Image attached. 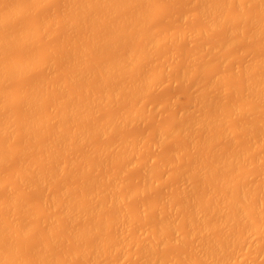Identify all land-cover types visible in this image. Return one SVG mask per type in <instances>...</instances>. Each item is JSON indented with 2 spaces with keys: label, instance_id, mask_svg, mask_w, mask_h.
I'll list each match as a JSON object with an SVG mask.
<instances>
[{
  "label": "rangeland",
  "instance_id": "1",
  "mask_svg": "<svg viewBox=\"0 0 264 264\" xmlns=\"http://www.w3.org/2000/svg\"><path fill=\"white\" fill-rule=\"evenodd\" d=\"M85 1L0 0V19H2L0 29L4 27L0 31L1 34L11 31L14 32L13 36L15 37V32H19L24 27L29 28L26 33L29 36V42L20 41L18 36L16 38L19 40L12 38V40L14 39L11 40L13 43L10 42L13 45L7 44L8 46L3 48L5 51L0 52L2 54L0 55V63L3 62L4 65L7 62L12 63L14 60L17 62V60L30 57L34 59L23 74H15L7 80L4 79V82L1 81L6 91L4 93L2 90V93L6 95L4 96L8 103L3 104L6 111L0 110V121L3 122L9 114L7 118L10 119L12 116L10 122L13 123H10L12 128L7 126L4 127L5 130H2L1 128H3V124L7 123V120L0 127L4 133L6 128L12 129V133L9 132L10 135L0 134V147L2 148V145L7 146L3 147L6 155L0 159V246L4 245L5 248L8 245L6 249L11 246L10 250L4 249V251H8L6 254H9L13 246L12 254H10L11 263L41 264V260L44 259L45 264H47L46 262L48 264H211L213 260L216 261L220 258H218V252L220 253L222 250L213 256L215 250H212L211 255L207 252L209 247L213 248V243L218 246V248L215 246L218 250L222 244H225L226 238L230 236L227 239L229 244L225 247L232 246V248L230 247V250L226 251L228 254L222 253L224 255L223 264H264V201L262 202L264 200V86L259 87L260 84L264 85V23H262L264 22V0H244V4L239 3L241 6L236 5L237 1L221 0L222 3L217 5V8L212 6L213 9L211 10L210 6L208 7L210 13L201 3L203 1L205 4L212 1V3H216L214 0H124L126 4L118 5L119 9L118 6L113 11V8H109L112 13L108 12L109 9L106 8L109 0L105 1L106 5H102V8H99V5L95 6V2L94 5ZM88 1L90 2V0ZM115 1L118 3V0L113 2ZM219 1L217 0V4ZM82 2L87 3V6L88 4L91 5L89 12L86 8H82L84 6ZM20 3H22V7L26 4L30 5L29 9L25 12L26 14L19 13L20 15H14V17L11 13L14 10H19ZM75 4L77 5L75 6ZM205 4L206 7L209 5ZM93 5L94 7H92ZM95 7L97 9L93 10L92 8ZM203 8L204 10L207 9V11L205 10L207 15H202ZM83 9L85 10L83 11ZM199 9H202V12ZM77 11L78 15L83 11L85 16L82 15L77 18L75 14ZM85 11L88 12L87 15ZM109 13L114 15L109 17ZM73 14L75 18L72 17ZM119 14L121 15L119 16ZM216 14L223 17L213 28L204 30L206 25L210 23L209 20L212 17L216 18ZM7 15H11V17ZM119 17L120 19H118ZM97 21L100 23L98 24ZM210 21H214V19L212 18ZM132 22L133 25H131ZM119 25L123 27V30L120 29ZM115 28L120 29V33L122 32L121 36L119 34V38L121 37L118 38L119 40ZM113 30L116 33V39L115 33H111ZM117 32L119 33V31ZM112 34L113 39L118 40L115 41L116 43H111L109 40H106L105 43L102 40L103 44H100L102 38L107 37L106 39H108L109 36L110 39ZM8 41L5 42L8 43ZM147 42L149 44L152 42L151 46H148ZM139 48L142 49V52L144 51L143 54ZM122 50L125 51L122 52ZM126 50H132L135 53L139 50L142 54V56L140 55L141 59L138 60L139 58H137L140 54L138 52L135 56H133V52L132 56L135 58L130 59L131 54L128 56ZM124 53L129 59L124 57ZM119 56H123L127 60L122 58L119 61L123 66L121 64L118 66L119 63H117L116 67V61L113 60ZM107 60H110V63L111 61L114 62L115 71H120L113 74V69H108L105 72L103 69L108 65ZM102 61L106 62L105 68L102 66L103 69L102 67L99 69L98 63ZM135 64H138L137 67ZM93 68L95 70H92ZM101 72L103 73L101 74ZM88 74L90 77L87 76ZM102 79H105L104 82ZM252 83L256 85L253 86ZM246 84L252 86L248 91L256 87L258 92L253 89L255 93L251 91L254 94L248 95ZM39 85L41 87H38ZM245 85L247 86L246 90ZM208 89L209 91H207ZM107 92L109 93L107 94ZM37 94H40L38 99ZM33 96L35 97L33 98ZM96 97H99L98 102H96ZM99 99L104 104L99 103ZM54 102L55 104H53ZM29 103L34 104L30 107ZM26 104L28 105L25 106ZM69 106L75 108L72 112L66 113L70 108ZM27 107H30L33 112L29 113ZM220 110H224V113H221ZM88 111L89 113H87ZM129 112H132V115ZM212 113L218 117L220 113L222 114L223 119L221 116L219 119L221 118L224 122L220 124L221 120L219 125L225 127L213 122L218 118L217 116L214 120L210 119L212 120L210 122L202 118L205 115L212 116ZM41 117L45 119L41 120ZM82 117L86 119L83 120ZM36 118L40 120L39 124L36 123ZM195 118L197 120H194ZM201 119L206 121V124L209 123L207 127L205 126L208 130L204 127L208 133L204 132L203 127H199L202 131L197 129L198 125H206ZM109 121L113 126L108 124ZM189 122L194 125L190 126ZM106 123L110 127L107 128L106 126L104 129ZM183 123H185L184 126ZM36 124L39 127L37 129L35 128ZM179 124L182 125V128H178L182 131L177 133ZM60 125L61 133L58 132L61 136L57 139L55 133ZM237 125L239 126L237 127ZM26 128H29L28 132ZM185 128L187 130L184 132L183 129ZM80 129L89 130V134L85 130L88 134H86L87 137H85L86 135L77 137L78 134L76 133ZM72 132L74 133L72 134ZM205 133L208 135L205 136ZM63 147L66 149L64 150ZM235 151L237 153L239 151V156ZM229 153H235L237 155V157L234 156L236 160L232 156L235 154ZM227 154L231 155L230 163H228L229 155L227 156ZM219 155L227 156H225L226 160L220 159L227 161L226 165L219 163V158H221ZM213 161H215V165L211 163ZM104 162L105 164H103ZM220 164L223 167L220 168ZM59 167L60 169H58ZM208 172L212 173V176ZM52 173L55 175L52 176ZM147 177L148 179L145 180ZM242 191L244 198L242 197L243 200L240 199V206L242 207L240 210L246 211L245 215L248 214V216L245 217L244 212L238 209L239 215H237L242 218L236 216L238 219H233V222L230 218L231 223L228 222V225L214 223L218 221L217 217L218 214L220 216L221 210V216L224 217L226 216L224 214L232 211L229 202H232L234 198H239L242 195L239 193ZM106 195L112 200L110 201ZM235 195L240 196L236 197ZM229 196L233 199L230 200ZM226 198H229V207L226 209L225 204L221 203L224 206L222 209V206H218L219 201L223 202ZM194 200L195 205L197 202H201L199 207L201 206L203 210L206 204L205 210L214 204L212 205V207L215 206V209L213 208L215 211L212 210L213 215L210 216L209 208V210H204L205 216V212H199L200 209L197 206L198 212L202 216L197 215L196 218V214L192 215L191 213H194L195 210L190 211H192ZM68 201L69 204L73 203V207H79L75 208L78 211L73 215L70 210L68 211V215L70 213L71 216L65 215L67 212L65 210L68 209L64 208L65 210H63L64 203ZM261 202L262 204H260ZM97 203L101 205L97 206ZM236 205L238 206L237 203ZM225 210L227 211L225 212ZM234 211L236 213V210ZM189 214H191L190 219L192 218V221L195 218L198 220L199 217L202 223L203 220L207 219L203 223L207 222L209 228L205 227L207 230H203L204 226L201 228L200 221L192 222L188 218ZM185 215L187 216L184 217ZM230 215L232 214L228 216L230 217ZM165 220L167 221L165 222ZM14 224H18V227L15 226L14 228ZM213 225L217 229L213 228ZM11 228L15 233L12 232ZM8 229L11 230V233H8ZM157 231L158 233H156ZM71 235L73 236L71 237ZM154 236H159V239L157 240ZM113 239H116V242ZM223 239L224 241H222ZM203 248L205 250L207 248V251L205 252ZM228 248L225 249L228 250ZM4 251L2 252L4 253ZM13 253L16 255L13 256L14 259ZM227 255L228 259L226 258ZM219 263L222 264L221 261Z\"/></svg>",
  "mask_w": 264,
  "mask_h": 264
},
{
  "label": "bare ground",
  "instance_id": "2",
  "mask_svg": "<svg viewBox=\"0 0 264 264\" xmlns=\"http://www.w3.org/2000/svg\"><path fill=\"white\" fill-rule=\"evenodd\" d=\"M22 1H23V0H22ZM30 1L32 2L33 0H30ZM34 1H36V0H34ZM37 1H39V0H37ZM41 1H42V0H41ZM84 1H85V0H84ZM100 1H101V0H99V1H97V2H96V0H93V1L90 0V2H92V3H90L88 0H86L85 2H87V3H89V4H94V5H95V3H96L95 6L99 5V8H102L103 6L106 5V2H105V1H108V0H103L102 2H100ZM109 1H110V2L112 1V2L110 3ZM109 1L107 2V4L109 3L108 5H110V6L108 7V5H107L106 8L109 9V8L111 7V9L113 8L112 11L115 10V8H116L118 5H122L123 3L126 4V3H125L126 1H124V0H123V1H122V0H118V3H117V1L113 2L114 0H109ZM119 1H120V3H119ZM134 1H135V0H134ZM210 1H211V0H210ZM210 1H207V2H210ZM214 1H215L216 3H212V2H213V1H212V2H210V3H206V4L203 3V2H205V1H203V2L201 3V5L203 4L202 6H203L204 8H207V9H208V11H207V9H205V10H206L208 13H210V12H209V8L212 10L213 7H214V8H215V7L217 8V5L219 6V4L222 3L221 0L219 1L218 4H217V0H214ZM223 1H224V0H223ZM230 1H232V0H230ZM234 1H237V2H238V0H233L232 2H234ZM247 1H248V0H247ZM249 1H250V0H249ZM27 2H29V1H27ZM65 2H66V1H65ZM68 2H70V1H68ZM79 2H80V1H79ZM79 2H78V3H79ZM85 2H82V3H84V4L81 3L82 5H84V6H82V8H86V10H88V12H89V9H91V8H89V7H91V5L88 4V6H87V3H85ZM94 2H95V3H94ZM98 2H99V3H98ZM227 2H228V1H227ZM237 2H236V5H238V6H239L240 4H241V5L244 4V0H239V2H238V3H237ZM241 2H242V3H241ZM17 3H18V1H17ZM24 3H25V2H24ZM113 3H114V4H113ZM115 3H117V4H115ZM127 3H129V2L127 1ZM130 3H131V2H130ZM197 3H198V2H197ZM224 3H225V2H224ZM239 3H240V4H239ZM261 3H263V2L261 1ZM6 4L8 5V3H6ZM21 4H22V3H20L19 6H18V9H19V10H14L12 13L10 12L11 15H13V16L15 15V16H16V15H20V14H26L25 12L29 9V6H30V5L26 4V5L24 6V4H23L24 7H22ZM66 4H67V3H66ZM66 4H65V5H66ZM204 4H205V5L209 4V5H207V7H206V6H204ZM215 4H216V6H215ZM228 4H229V2H228ZM4 5H5V4H3V6H4ZM17 5H18V4H17ZM20 5H21V7H20ZM27 5H28V6H27ZM71 5L73 6V4H71ZM76 5H77V4H75V6H76ZM78 5H79V4H78ZM94 5H93L92 7H94ZM102 5H103V6H102ZM112 5H114L115 7H114V6L112 7ZM201 5H200V7H201ZM241 5H240V6H241ZM9 6H10V5H9ZM69 6H70V5H69ZM75 6H74V7H75ZM100 6H101V7H100ZM123 6H124V5H123ZM126 6H127V5H126ZM209 6H210V7H209ZM212 6H213V7H212ZM234 6H235V5H234ZM4 7H5V6H4ZM7 7H8V6H7ZM19 7H20V8H19ZM27 7H28V8H27ZM70 7H71V6H70ZM80 7H81V5H80ZM120 7H122V6H120ZM200 7H199V8H200ZM208 7H209V8H208ZM68 8H69V7H68ZM72 8H73V7H72ZM78 8H79V7H78ZM106 8H105V10L107 11ZM117 8L119 9V6H118ZM204 8H203V12L201 11L202 9H201V10L199 9V11L202 12V15H207V14H205V10H204ZM219 8H220V7H219ZM235 8H236V7H235ZM92 9L94 10V9H97V8L95 7V8H92ZM111 9H109L108 12H111ZM118 9H117V10H118ZM122 9H123V8H122ZM122 9H121V10H122ZM64 10H65V9H64ZM80 10H81V8H80ZM84 10H85V9H83V11H84ZM100 10H101V9H100ZM196 10H197V9H196ZM211 10H210V11H211ZM215 10H216V9H215ZM3 11H4V10H3ZM7 11H8V10H7ZM83 11H81V14H79V15H78V11L75 12L76 17L78 18V17H81L82 15H84V14L82 13ZM91 11H92V10H91ZM8 12H9V11H8ZM85 12H86V11H85ZM85 12H84V13H85ZM88 12H86V15H87ZM115 12H116V11H115ZM117 12H119V11H117ZM120 12H122V11H120ZM137 12H138V10H137ZM207 12H206V13H207ZM14 13H15V14H14ZM17 13H18V14H17ZM19 13H20V14H19ZM62 13H63V12H62ZM72 13H74V12H72ZM79 13H80V12H79ZM111 13H112V12H111ZM134 13H135V12H134ZM196 13H197V12H196ZM0 14H1V13H0ZM5 14H6V13H5ZM8 14H9V13H8ZM63 14H64V13H63ZM102 14H103V13H102ZM105 14H106V13H105ZM109 14H110V13H109ZM109 14H108L109 17L112 16V15H114V14H110V15H109ZM126 14H127V13H126ZM198 14H199V12H198ZM240 14H241V13H240ZM11 15H7V16L11 17ZM120 15H121V14H119V16H120ZM138 15H139V14H138ZM202 15H201V16H202ZM216 15H217V16H216ZM216 15H215L216 18L212 17V18L214 19V21H210L212 18L209 20V22H210V23L208 22V23H209V24H208L209 26L206 25V28L203 27L204 30L206 29V31H207V30H210L211 28H213V27L218 23L219 19H221V18L223 17V16H221L220 14H216ZM218 15H220L221 17L218 16ZM1 16H2V15H1ZM7 16H6V17H7ZM15 16H14V17H15ZM84 16H85V15H84ZM103 16H104V15H103ZM108 16H107V17H108ZM116 16H117V15H116ZM125 16H126V15H125ZM127 16H128V15H127ZM139 16H140V15H139ZM240 16H241V15H240ZM72 17L75 18V15L73 14ZM88 17H89V16H88ZM107 17H105V18H107ZM109 17H108V18H109ZM208 17H209V16H208ZM218 17H220V18H218ZM62 18H63V17H62ZM92 18L94 19V16H92ZM92 18L90 19L91 23L93 22V21H92ZM113 18H114V16H113ZM135 18H136V16H135ZM135 18H134V19H135ZM202 18H203V17H202ZM66 19H67V18H66ZM70 19H71V18H70ZM118 19H120V17H119ZM121 19H123V18H121ZM129 19H130V17H129ZM129 19H128V20H129ZM73 20H74V19H73ZM73 20H72V21H73ZM79 20H80V19H79ZM79 20H78V21H79ZM84 20H85V19H84ZM113 20H114V19H113ZM1 21H2V19H0V22H1ZM98 21H99V20H98ZM98 21H97V23H98ZM110 21H111V20H110ZM63 22H64V21H63ZM65 22H66V21H65ZM65 22H64V23H65ZM70 22H71V21H70ZM94 22H95V20H94ZM121 22H122V21H121ZM260 22H261V21H260ZM99 23H100V22H99ZM99 23H98V24H99ZM129 23H130V20H129ZM262 23H264V22H262ZM6 24H7V22H6ZM82 24H83V23H82ZM115 24H117V23H115ZM133 24H134V23L132 22L131 25H133ZM204 24H205V23H204ZM206 24H207V23H206ZM3 25H4V24H3ZM77 25H78V23H77ZM120 25H121V23H120ZM120 25H119L120 29L123 30V27H121ZM126 25H127V24H126ZM129 25H130V24H129ZM261 25H262V24H261ZM23 26H24V25H23ZM123 26H124V25H123ZM68 27H69V24H68ZM101 27H102V26H101ZM207 27H208V29H207ZM209 27H210V28H209ZM3 28H4V27H3ZM3 28L1 27V29H3ZM8 28H9V27H8ZM94 28H95V27H94ZM257 28H258V26H257ZM260 28H261V27H260ZM1 29H0V31H2ZM9 29H10V28H9ZM91 29H92V28H91ZM104 29H106V28H104ZM115 29H116V28H115ZM117 29H118V28H117ZM117 29L115 30V32L118 34V36H117V39H118V38H119V34H120V36H121L122 32L120 33V29H118V30H117ZM7 30H8V29H7ZM15 30H16V29H15ZM28 30H29L28 27H24V28L21 29L19 32H15V33H16L15 37L13 36V35H14V34H13L14 32H11V31H10L11 33H10V32H9V33H3V34L0 33V34H1V35H0V52L3 50V48L5 49V47L8 46L7 44L11 43V42L14 40V39L12 40V38H16V36H18L19 39H20V41H22V42H25V41H26V42H29V41H28V37H29V36H27V34H26ZM93 30H94V29H93ZM96 30H97V29H96ZM200 30H202V29H200ZM200 30H199V31H200ZM204 30H203V31H204ZM90 31H91V30H90ZM99 31H100V30H99ZM117 31H119V33H118ZM127 31H128V30H127ZM259 31H261V30H259ZM7 32H8V31H7ZM95 32H96V31H95ZM115 32H114V30H113L111 33L114 34ZM228 32H229V31H228ZM253 32H254V31H253ZM90 33H91V32H90ZM116 33H115V35H114V36H115V39H116ZM229 33H230V32H229ZM256 33H257V32H256ZM28 34H29V33H28ZM113 34L110 36V39H109V36H108V39H106L107 37L102 38L100 44H103V43H102V42H103L102 40H104L105 43H106L108 40L111 41V43H113V42L116 43L115 41H118L121 37H120L118 40H114V39H113V38H114V37H113ZM128 34H129V33H128ZM87 35H88V34H87ZM123 35H125V34H123ZM85 36H86V35H85ZM98 36H99V35H98ZM230 36H231V35H230ZM232 36H233V34H232ZM255 36H256V34H255ZM259 36H260V35H259ZM90 37H91V36H90ZM111 37H112V39H111ZM88 38H89V37H88ZM88 38H87V39H88ZM227 38H228V37H227ZM232 38H233V37H232ZM16 39H18V38H16ZM19 39H18V40H19ZM87 39H86V40H87ZM7 40H9L8 43L5 42V41H7ZM11 40H12V41H11ZM91 40H92V39H91ZM94 40H95V39H94ZM99 40H100V39H99ZM99 40H97V41H99ZM106 40H107V41H106ZM226 40H228V39H226ZM10 41H11V42H10ZM20 41H19V42H20ZM92 42H93V41H92ZM230 42H231V41H230ZM12 43H13V42H12ZM12 43H11V45H13ZM17 43H18V42H17ZM85 43H86V42H85ZM95 43H96V42H95ZM120 43H121V42H120ZM18 44H19V43H18ZM21 44H23V43H21ZM26 44H27V43H26ZM91 44H93V43H91ZM147 44H148V46H151L152 42H150V44H149V42H147ZM96 45H97V44H96ZM227 45H228V44H227ZM9 46H10V45H9ZM91 46H92V45H91ZM128 46H129V45H128ZM148 46H147V48H148ZM83 47H84V46H83ZM107 47H108V46H107ZM124 47H127V46H124ZM124 47H123V48H124ZM79 48H80V46H79ZM84 48H85V47H84ZM84 48H83V49H84ZM127 48H128V47H127ZM129 48H130V46H129ZM133 48H134V47H133ZM141 48H143V47H141ZM145 48H146V46H145ZM74 49H76V48H74ZM74 49H73V50H74ZM139 49H140V48H139ZM85 50H86V49H85ZM141 50H142V49H140V51H141ZM4 51H5V50H3V52H4ZM88 51H89V50H88ZM88 51H87V52H88ZM124 51H125V50H124ZM124 51L122 50V52H124ZM140 51L137 50L136 53L138 52V53H140L139 56H140V55L142 56V54H143L144 51H143V52L141 51L142 54H141ZM70 52H71V51H70ZM84 52H85V51H84ZM94 52H95V51H94ZM119 52H121V51H119ZM126 52H127V53H126L127 55H128V54H129V55L131 54V56H132V53H133L134 51H132V50H131V51H130V50L127 51V50H126ZM128 52H130V53H128ZM1 53H2V52H1ZM1 53H0V55H2ZM136 53L134 52V53H133V56H135ZM138 53H137V54H138ZM145 53H146V51H145ZM118 54H119V53H118ZM126 54H125V53L123 54V55H125L124 57H125V58L127 57V59H129V58H128L129 55L126 56ZM69 55H70V54H69ZM69 55H68V56H69ZM73 55H74V54H73ZM80 55H81V54H80ZM74 56H75V55H74ZM116 56H117V55H116ZM131 56H129L130 59H134V58H135V57H133V56H132V57H133V58H132ZM139 56L137 57V58H139L138 60L141 59V56H140V57H139ZM124 57H123V56H122V57L119 56L120 59L117 57V58H115L114 60H113V59H111V60H113L114 62L116 61L115 65H116L117 63H119V64H117L118 66H120V64L123 66V64H122L121 61H119V60H122V58H124ZM125 58H124V59H125ZM142 58H143V57H142ZM262 58H263V57H262ZM127 59H125V61H126ZM263 59H264V58H263ZM2 60H3V59H2ZM33 60H34V59H32V58L30 57V58L20 59V61L17 60V62H16V60L12 61V63L7 62L8 64H7V63H6V64L4 63V65H3V62L0 63V64H2V65H0V85H2V86H0V95L3 94V93H2V90H4V88H3V85H4V84L1 83V81L4 82L5 80H7V78H9L10 76L15 75V74H16V75H17V74H20V73L23 74V72H24V71H25V70L31 65V63L33 62ZM136 60H137V59H136ZM10 61H11V60H10ZM108 61H109V62H108ZM13 62H15V63H13ZM114 62L111 61V63H112V64H111V63H110V60H107L108 65H106V68H105V64H106V62H105V61H102V62L98 63V64L100 65V66H99L100 68H99V67H98V68L101 69V67L104 66L105 69H103V67H102V69L105 70V72H107L108 69H113V70H112V72L114 71L113 74H114V73H117V72L120 71V70H118V71H117V70H116V71L114 70V68H113V67H114L113 63H114ZM135 62H136V61H135ZM9 63H10V64H9ZM101 63H104V65H101ZM262 63H263V62H262ZM76 64H77V63H76ZM81 64H82V63H81ZM259 64H260V63H259ZM117 65H116V67H117ZM135 65H136V64H135ZM137 65H138V64H137ZM137 65H136V67H137ZM80 66H82V65H80ZM94 66H95V64H94ZM71 67H72V66H71ZM73 67H74V64H73ZM96 67H97V66H96ZM129 67H130V66H129ZM98 68H97V70H98ZM71 69H72V68H71ZM71 69H70V70H71ZM106 69H107V70H106ZM125 69H126V68H125ZM132 69H133V68H132ZM78 70H79V69H78ZM92 70H95V69L93 68ZM92 70H91V71H92ZM259 70H260V69H259ZM89 72H90V71H89ZM92 72H93V71H92ZM102 73H103V72H101V74H102ZM262 73H263V72H262ZM68 74H70V73H68ZM73 74H74V73H73ZM77 74H78V73H77ZM89 74H90V73H89ZM89 74H88L87 76H89ZM94 74H95V73H94ZM94 74H93V75H94ZM110 74H111V73H110ZM75 75H76V74H75ZM111 75H112V74H111ZM123 75H124V74H123ZM142 75H143V74H142ZM246 75H247V74H246ZM77 76H78V75H77ZM82 76H83V75H82ZM91 76H92V75H91ZM99 76H100V75H99ZM145 76H146V75H145ZM149 76H150V75H149ZM69 77H70V76H69ZM89 77H90V76H89ZM109 77H111V76L109 75ZM112 77H113V76H112ZM119 77H120V76H119ZM138 77H139V76H138ZM94 78H95V77H94ZM94 78H93V79H94ZM115 78H116V77H115ZM115 78H114V79H115ZM144 78H145V77H144ZM262 78H263V77H262ZM4 79H5V80H4ZM66 79H67V78H66ZM66 79H65V80H66ZM68 79H69V78H68ZM98 79H99V78H98ZM118 79H119V78H118ZM75 80H76V79H75ZM95 80H96V79H95ZM104 80H105V79H102V82H104ZM108 80H110V79H108ZM246 80H247V79H246ZM248 80H249V79H248ZM70 81H71V80H70ZM78 81H79V80H78ZM78 81H77V82H78ZM111 81H112V79H111ZM144 81H145V80H144ZM260 81H262V79H260ZM108 82L111 83L110 81H108ZM126 82H127V81H126ZM140 82H141V81H140ZM69 83H70V82H69ZM91 83H92V82H91ZM99 83H100V82H99ZM133 83H134V82H133ZM76 84H77V83H76ZM84 84H85V83H84ZM257 84H259V83H257ZM77 85H78V84H77ZM81 85H83V84H81ZM87 85H88V83H87ZM114 85H115V84H114ZM122 85H123V84H122ZM132 85H133V84H132ZM141 85H142V82H141ZM246 85H247V84H246ZM246 85H245V86H246ZM252 85H253V83H252ZM255 85H256V84H255ZM255 85H253V86H255ZM91 86H92V85H91ZM98 86H99V85H98ZM101 86H102V85H101ZM107 86H108V85H107ZM115 86H116V85H115ZM133 86H134V85H133ZM247 86H248V85H247ZM247 86L244 87L245 90H246ZM261 86H264V85H261V84H260L259 87L261 88ZM38 87H41V85H39ZM81 87H82V86H81ZM111 87H112V86H111ZM120 87H121V86H120ZM57 88H58V87H57ZM83 88H84V87H83ZM98 88H99V87H98ZM241 88H242V87H241ZM249 88H252L251 84H250V86H248L247 91H248ZM94 89H96V88H94ZM135 89H136V88H135ZM253 89H254V88H253ZM253 89L250 90V91H248V92L250 93V94L248 93V95H251L255 90H256V92H258V91H257L258 88L256 89V87H255L254 91H253ZM36 90H37V89H36ZM57 90H58V89H57ZM62 90H63V89H62ZM80 90H81V89H80ZM80 90H79V91H80ZM82 90H83V89H82ZM96 90H97V89H96ZM99 90H100V89H99ZM106 90H107V89H106ZM109 90H110V89H109ZM118 90H119V88H118ZM125 90H126V88H125ZM86 91H87V90H86ZM116 91H117V90H116ZM139 91H140V90H139ZM203 91H204V90H203ZM207 91H209V89H208ZM251 91H253V92H251ZM5 92H6V91L4 90V93H5ZM28 92H29V91H28ZM33 92H34V91H33ZM42 92H43V91H42ZM61 92H62V91H61ZM61 92H60V93H61ZM119 92H120V91H119ZM201 92H202V91H201ZM53 93H54V92H53ZM108 93H109V92H107V94H108ZM115 93H116V92H115ZM115 93H114V95H115ZM123 93H124V92H123ZM131 93H132V92H131ZM198 93H200V92H198ZM203 93H204V92H203ZM254 93H255V92H254ZM254 93H253V94H254ZM27 94H29V93H27ZM27 94H25V95H27ZM34 94H35V93H34ZM55 94H56V93H55ZM93 94H94V93H93ZM105 94H106V93H105ZM118 94H119V93H118ZM134 94H136V93H134ZM244 94H245V93H244ZM246 94H247V93H246ZM4 95H5V94H3V95L1 96L2 98L0 97V110L2 109L3 112H4V110L6 111V109H5V105L3 106V104H5V102H7V101H6V98H5L6 95H5V96H4ZM29 95H30V94H29ZM57 95H58V94H57ZM122 95H123V94H122ZM39 96H40V94H39V95L37 94V96H36L37 99H38ZM41 96H42V95H41ZM53 96H54V95H53ZM62 96H63V94H62ZM91 96H92V95H91ZM103 96H104V94H103ZM108 96H109V95H108ZM108 96H107V97H108ZM242 96H243V95H242ZM27 97H28V96H27ZM34 97H35V96H33V98H34ZM54 97H55V96H54ZM99 97H101V96H99ZM99 97H96V98H97V101H96V98H95V99H94V102H95V101L98 102V98H99ZM33 98H32V99H33ZM84 98H85V97H84ZM102 98H104V97H102ZM102 98H100V99H102ZM114 98H116V97H114ZM114 98H113V99H114ZM204 98H205V97H204ZM242 98H244V97H242ZM250 98H251V97H250ZM255 98H256V97H255ZM255 98H254V99H255ZM4 99H5V101H4ZM67 99H68V97H67ZM73 99H74V98H73ZM76 99H77V97H76ZM100 99H99V103L102 102ZM104 99H105V98H104ZM109 99H110V98H109ZM195 99H197V98H195ZM248 99H249V98H248ZM2 100H3V102H2ZM39 100H40V99H39ZM39 100H38V101H39ZM91 100H92V99H91ZM102 100H103V99H102ZM106 100H107V99H106ZM111 100H112V98H111ZM200 100H201V99H200ZM200 100H198V101H200ZM246 100H247V99H246ZM36 101H37V100H36ZM36 101H35V102H36ZM100 101H101V102H100ZM103 101H104V100H103ZM193 101H194V100H193ZM198 101H197V102H198ZM214 101H215V100H214ZM258 101H259V100H258ZM32 102H33V101H32ZM73 102H74V101H73ZM76 102H77V101H76ZM87 102H88V101H87ZM96 102H95V104H96ZM240 102H241V101H240ZM246 102H247V101H246ZM251 102H252V101H251ZM255 102H256V100H255ZM1 103H2V105H1ZM7 103H8V102H7ZM26 103H27V102H26ZM38 103H39V102H38ZM85 103H86V101H85ZM193 103H194V102H193ZM29 104H30V103H29ZM32 104H34V103H32ZM32 104H30V107L33 106ZM53 104H55V102H54ZM68 104H70V103H68ZM80 104H81V103H80ZM88 104H89V103H88ZM101 104H104V103H101ZM210 104H211V103H210ZM27 105H28V104H26L25 106H27ZM198 105H199V104H198ZM203 105H204V104H203ZM205 105H206V104H205ZM214 105H215V104H214ZM239 105H240V104H239ZM247 105H248V104H247ZM255 105H256V103H255ZM61 106H62V105H61ZM75 106H76V104H75ZM98 106H99V105H98ZM232 106H233V105H232ZM241 106H242V105H241ZM30 107H27V108H29V111H30L29 113L33 112V111H31V108H30ZM34 107H35V105H34ZM34 107H33V108H34ZM37 107H38V105H37ZM58 107H60V106H58ZM58 107H57V108H58ZM69 107H70V106H69ZM69 107H68V108H69ZM77 107H78V106H77ZM88 107H89V106H88ZM225 107H226V106H225ZM68 108H67V109H68ZM71 108H72V109H71ZM74 108H75V107H74ZM74 108H73V106H71V107L68 109V111H67L66 113H68V112H72V111L74 110ZM191 108H192V107H191ZM210 108H211V107H210ZM215 108H216V107H215ZM238 108H239V107H238ZM242 108H243V107H242ZM246 108H247V106H246ZM249 108H252V107H249ZM3 109H4V110H3ZM35 109H36V108H35ZM54 109H56V108H54ZM65 109H66V108H65ZM212 109H213V108H212ZM230 109H231V108H230ZM240 109H241V108H240ZM27 110H28V109H27ZM69 110H70V111H69ZM86 110H88V109H86ZM86 110H84V111H86ZM93 110H94V109H93ZM196 110H197V109H196ZM204 110H206V109H204ZM224 110H225V109H224ZM224 110H223V111L220 110L221 113H222V112L224 113ZM2 111H1V112H2ZM57 111H58V110H57ZM57 111H56V113H57ZM80 111H81V110H80ZM220 111H219V112H220ZM236 111H237V108H236ZM241 111H242V110H241ZM78 112H79V111H78ZM81 112H82V111H81ZM219 112H216V113L218 114ZM225 112H226V111H225ZM87 113H89V111H88ZM129 113H130V112H129ZM192 113H193V112H192ZM221 113H220L219 115H220L221 118H222V114H221ZM239 113H240V111H239ZM1 114H2V113H1ZM7 114H8V113H7ZM25 114H26V113H25ZM75 114H76V113H75ZM75 114H74V115H75ZM202 114H203V113H202ZM4 115H5V113H4ZM60 115H61V114H60ZM87 115H88V114H87ZM87 115H86V116H87ZM123 115H124V114H123ZM130 115H132V112L130 113ZM199 115H200V114H199ZM208 115H209V114H208ZM8 116H9V114H8ZM8 116H7V117H8ZM43 116H44V114H43ZM55 116H56V115H55ZM64 116H65V115H64ZM77 116H78V115H77ZM79 116H80V115H79ZM86 116H85V117H86ZM124 116H125V115H124ZM212 116H213V117H212ZM212 116H207V115H205V117L203 116L202 118L205 119L206 121L210 122V121L214 120L216 116L218 117V115H216V114L213 115V113H212ZM220 116H219V117H220ZM224 116H225V115H224ZM7 117H6V118H7ZM27 117H29V116H27ZM35 117H36V116H35ZM35 117H34V118H35ZM129 117H130V116H129ZM198 117H199V116H198ZM198 117H197V118H198ZM207 117H208V118H207ZM217 117H216V118H217ZM219 117L213 121V122L216 123V124L218 123L217 125H219L220 121L223 119V118H222V119H221V118L219 119ZM0 118H1V117H0ZM3 118H4V117H3ZM3 118H2V119H3ZM6 118H5V120H3V122H2V120L0 121V123L2 122V123L0 124V125H1L0 127H2V126L4 125L3 128H1L2 130L4 129V127H7V126H8V128H9V127L12 128V127H11V124H10V123H13V122H10V119L12 118V116H11L10 119H8V118L6 119ZM34 118H33V119H34ZM54 118H55V117H54ZM66 118H67V117H65V119H66ZM124 118H125V117H124ZM124 118H123V119H124ZM130 118H131V117H130ZM190 118H191V117H190ZM206 118H207V119H206ZM24 119H25V117H24ZM36 119H37V121H38V122H37V121L35 120L36 123L39 124V123H40V120H39L38 118H36ZM42 119H45V118H42V117H41V120H42ZM47 119H48V118H47ZM69 119H70V118H69ZM82 119H83V117H82ZM85 119H86V118H85ZM85 119H83V120H85ZM203 119H201V120L203 121V123L206 124V121H204ZM208 119H209V120H208ZM210 119H212V120H210ZM218 119H219V122H218ZM224 119H225V118H224ZM7 120H8V121H7ZM26 120H28V119H26ZM57 120H58V119H57ZM66 120H67V119H66ZM71 120H72V119H71ZM194 120H197V119L195 118ZM194 120H193V121H194ZM6 121H7V123H6V124H3V123L6 122ZM11 121H12V119H11ZM20 121H21V120H20ZM28 121H29V120H28ZM33 121H34V120H33ZM61 121H62V120H61ZM68 121H69V120H68ZM105 121H106V120H105ZM123 121H124V120H123ZM188 121H189V120H188ZM54 122H55V121H54ZM62 122H63V121H62ZM62 122H61V124H62ZM64 122H65V121H64ZM81 122H82V121H81ZM109 122H110V123H109ZM109 122H108V124H109V125L111 124L110 126H113L112 123H111V121H109ZM113 122H114V120H113ZM181 122H182V121H181ZM190 122H191V120H190ZM190 122H189V123H190ZM223 122H224V120H222L220 124H223ZM24 123H25V122H24ZM45 123H46V122H45ZM237 123H238V122H237ZM2 124H3V125H2ZM9 124H10V126H9ZM27 124H28V123H27ZM27 124H26V125H27ZM29 124H30V123H29ZM38 124H36V126H35L36 129H37V127H38V126H37ZM41 124H42V123H41ZM57 124H58V123H57ZM92 124H93V123H92ZM94 124H96V123H94ZM184 124H185V123H183L182 125L184 126ZM186 124H187V122H186ZM207 124H209V123H207ZM207 124H206V125L202 124L201 126L198 125V126H197V127H198L197 129H199V127H201V128L203 127L202 129H203L204 132H205V131H206L205 128L207 127ZM238 124L241 125V123H238ZM13 125H14V124H13ZM18 125H19V124H18ZM21 125H22V124H21ZM33 125H34V124H33ZM65 125H66V123H65ZM109 125H107V123H106L104 129L106 128V126H107V128H108ZM179 125H180V124H179ZM182 125L177 126V128H178V127L182 128ZM189 125L192 126V125H194V124H193V123H190ZM189 125H188V126H189ZM203 125H204V126H203ZM213 125H214V124H213ZM39 126H40V125H39ZM42 126H43V125H42ZM66 126H67V125H66ZM110 126H109V127H110ZM115 126H116V125H115ZM188 126H186V127H188ZM205 126H206V127H205ZM219 126H222V125H219ZM238 126H239V125H237V127H238ZM243 126H244V125H243ZM23 127H24V125H23ZM31 127L33 128L32 123H31ZM40 127H41V126H40ZM52 127H53V126H52ZM60 127H61V125L59 126V129H58V130L56 129L57 132L60 131ZM64 127H65V126H64ZM99 127H100V126H99ZM204 127H205V128H204ZM214 127H215V126H214ZM214 127H213V128H214ZM222 127H225V126H222ZM235 127H236V126H235ZM8 128H6L5 133H6L7 135H10V134L12 133V131H11L12 129L9 130ZM32 128H30V129H32ZM38 128H39V127H38ZM57 128H58V126H57ZM80 128H81V127H80ZM175 128H176V127H175ZM177 128H176V130H177ZM189 128H191V127H189ZM189 128H188V130H189ZM24 129H25V128H24ZM26 129H27V132H28V129H29V128H26ZM76 129H77V128H76ZM86 129H88V128H86ZM86 129H85V130H86ZM89 129H90V128H89ZM110 129H111V128H110ZM110 129H109V130H110ZM112 129H113V128H112ZM206 129L208 130V128H206ZM4 130H5V129H4ZM73 130H74V129H73ZM85 130H84V129H82V130L80 129V130H79L80 133H78L79 131H78V132L76 131V132H77L76 134L79 135V136L77 135V137L80 138L81 136L83 137V135L85 136V135L88 133V131H89V130H86V132H87V133H86ZM101 130H102V128H101ZM109 130H108V131H109ZM178 130H179V131H178ZM178 130H177L178 132L176 131L177 133H179L180 131H182V130H180L179 128H178ZM183 130H184V132H185V130H187V129L185 128V129H183ZM199 130H201V129H199ZM216 130H218V129H216ZM221 130H222V129H221ZM221 130H220V131H221ZM229 130H230V129H229ZM38 131H39V130H38ZM201 131H202V130H201ZM255 131H256V130H255ZM9 132H10V134H9ZM24 132L26 133V131H23V133H24ZM29 132H30V131H29ZM32 132H33V130H32ZM57 132L55 133V137L57 136L56 138L58 139L59 136H61V135H59V132H58V133H57ZM69 132H70V131H69ZM105 132H106V131H105ZM166 132H167V131H166ZM190 132H191V131H190ZM206 132H207V131H206ZM217 132H218V131H217ZM226 132H227V131H226ZM1 133H3V135H5V133H4L3 131L0 130V134H1ZM34 133H35V132H34ZM60 133H61V131H60ZM73 133H74V132H72V134H73ZM102 133H103V132H102ZM207 133H208V132H207ZM207 133H205V136L208 135ZM29 134H30V133H29ZM31 134H32V133H31ZM88 134H89V133H88ZM88 134H87V135H88ZM182 134H183V133H182ZM209 134H210V132H209ZM211 134H212V132H211ZM225 134H226V133H225ZM229 134H230V133H229ZM256 134H257V132H256ZM24 135H25V134H24ZM66 135H67V134H66ZM87 135H86L85 137H87ZM192 135H193V134H192ZM259 135H260V134H259ZM62 136H63V135H62ZM67 136H68V135H67ZM70 136H71V135H70ZM158 136H159V135H158ZM163 136H164V135H163ZM229 136H230V135H229ZM1 137H2V135H1ZM6 137H7V136H6ZM77 137H76V138H77ZM187 137H188V136H187ZM192 137H193V136H192ZM213 137H214V135H213ZM213 137H212V138H213ZM217 137H218V136H217ZM227 137H228V136H227ZM26 138H27V137H26ZM56 138H55V139H56ZM71 138H72V137H71ZM76 138H75V139H76ZM185 138H186V135H185ZM203 138H204V137H203ZM205 138H206V137H205ZM209 138H210V137H209ZM212 138H211V139H212ZM259 138H260V137H259ZM63 139H65V138H63ZM84 139H85V138H84ZM188 139H189V138H188ZM219 139H220V138H219ZM198 140H199V139H198ZM252 140L255 141L254 139H252ZM29 141H30V140H29ZM53 141H54V140H53ZM193 141H194V140H193ZM208 141H210V140H208ZM260 141H261V140H260ZM44 142H45V141H44ZM69 142H70V138H69ZM80 142H82V141H80ZM129 142H130V141H129ZM189 142H190V141H189ZM262 142H263V141H262ZM3 143H4V142H3ZM45 143H47V142H45ZM127 143H128V142H127ZM228 143H230V142H228ZM252 143H253V142H252ZM255 143H256V142H255ZM1 144H2V143H1ZM59 144H61V143L59 142ZM123 144H124V143H123ZM55 145H56V144H55ZM62 145H63V143H62ZM110 145H111V144H110ZM116 145H117V144H116ZM129 145H130V144H129ZM202 145H203V143H202ZM253 145H254V143H253ZM253 145H252V146H253ZM37 146H38V145H37ZM40 146H41V145H40ZM45 146H46V145H45ZM49 146H50V144H49ZM191 146H192V145H191ZM252 146H251V147H252ZM3 147H7V146H3V145H2V148L0 147V149H1V150H0V159H1L4 155H6V151L4 152ZM56 147H57V146H56ZM64 147H65V145H64ZM64 147H63V149H64ZM112 147H113V146H112ZM235 147H236V146H235ZM38 148H39V146H38ZM41 148H42V147H41ZM50 148H51V150H52V147H50ZM101 148H102V147H101ZM104 148H105V147H104ZM123 148H124V147H123ZM247 148H248V147H247ZM42 149H43V148H42ZM44 149H45V147H44ZM48 149H49V148H48ZM57 149H58V148H57ZM65 149H66V148H65ZM65 149H64V150H65ZM130 149H131V148H130ZM2 150H3V151H2ZM55 150H56V149H55ZM55 150H54V152H55ZM121 150L123 151V149H121ZM127 150H128V149H127ZM245 150H246V149H245ZM44 151H45V150H44ZM48 151H49V150H48ZM215 151H216V150H215ZM221 151H222V150H221ZM54 152H53V154H54V157H55V153H56V152H55V153H54ZM61 152H62V150H61ZM93 152H94V151H93ZM96 152H98V151H96ZM102 152H103V151H102ZM104 152H105V151H104ZM224 152H225V151H224ZM233 152H234V151H233ZM249 152H250V151H249ZM8 153H9V152H8ZM57 153H58V152H57ZM94 153H95V152H94ZM99 153H101V152H99ZM108 153H109V152H108ZM112 153H113V152H112ZM124 153H125V152H124ZM124 153H123V154H124ZM208 153H209V152H208ZM211 153H212V152H211ZM211 153H210V154H211ZM226 153H227V151H226ZM235 153L238 154L239 151H238V153L235 151ZM235 153H229V154H235ZM59 154H60V153H59ZM97 154H98V153H97ZM123 154H122V155H123ZM229 154H227V156H228ZM236 154H235V155H232V156H233V159L235 158L234 156L237 157ZM43 155H44V154H43ZM48 155H49V154H48ZM91 155H92V154H91ZM100 155H102V154H100ZM110 155H111V154H110ZM207 155H208V154H207ZM93 156H94V155H93ZM97 156H98V155H97ZM102 156H103V155H102ZM119 156H120V155H119ZM219 156H221V155H219ZM225 156H226V155H222L221 158H219V160H220V159H224V160H226V157H227V156H226V157H225ZM238 156H239V154H238ZM43 157H44V156H43ZM74 157H75V156H74ZM90 157H91V156H90ZM105 157H106V156H105ZM229 157H230V158H229ZM229 157H228V159H227V160L229 161L228 163L231 162V161H230V159H231V155H229ZM243 157H244V156H243ZM87 158H88V157H87ZM45 159H46V158H45ZM51 159H52V158H51ZM92 159H93V158H92ZM214 159H215V158H214ZM241 159H242V156H241ZM87 160H88V159H87ZM90 160H91V158H90ZM100 160H101V159H100ZM235 160H236V158H235ZM237 160H238V159H237ZM0 161H1V160H0ZM47 161H48V160H47ZM72 161H73V160H72ZM102 161H103V160H102ZM194 161H195V160H194ZM232 161H233V160H232ZM31 162H32V161H31ZM95 162H96V161H95ZM192 162H193V160H192ZM198 162H199V161H198ZM226 162H227V161H223V160H220V161H219V163H221V164L223 163L222 165H226ZM234 162H235V161H234ZM25 163H26V162H25ZM25 163H24V164H25ZM29 163H30V162H29ZM29 163H28V164H29ZM101 163H102V162H101ZM211 163H213V165H215V161H213V162H211ZM51 164H52V163H51ZM51 164H50V165H51ZM55 164H56V163H55ZM62 164H63V163H62ZM62 164H60V165H62ZM103 164H105V162H104ZM195 164H196V163H195ZM221 164H220V168L223 167ZM48 165H49V163H48ZM192 165H193V164H192ZM199 165H200V164H199ZM199 165H198V166H199ZM53 166H55V165L53 164ZM68 166H69V165H68ZM70 166H71V165H70ZM193 166H194V165H193ZM195 166H196V165H195ZM23 167H24V166H23ZM31 167H32V166H31ZM49 167L51 168V166H49ZM56 167H57V166H56ZM209 167H210V166H209ZM212 167H213V166H211V168H212ZM62 168H63V166H62ZM71 168H72V167H71ZM183 168H184V167H183ZM194 168H195V167H194ZM18 169H19V168H18ZM45 169H46V168H45ZM47 169H48V168H47ZM58 169H60V167H59ZM191 169H192V168H191ZM213 169H214V167H213ZM224 169H225V168H224ZM224 169H223V170H224ZM229 169H230V168H229ZM56 170H57V169H56ZM61 170H62V169H61ZM223 170H222V171H223ZM21 171H22V168H21ZM36 171H37V169H36ZM193 171H194V170H193ZM212 171H213V170H212ZM214 171H215V170H214ZM23 172H24V171H23ZM51 172H52V171H51ZM59 172H60V171H59ZM61 172H63V171H61ZM179 172H180V171H179ZM210 172H211V171H210ZM210 172H208V173H210ZM219 172H220V171H219ZM224 172H225V171H224ZM24 173H25V172H24ZM27 173H28V172H27ZM32 173H33V172H32ZM35 173H36V172H35ZM41 173H42V172H41ZM48 173H49V172H48ZM181 173H183V172H181ZM187 173H188V172H187ZM197 173H198V172H197ZM21 174H22V172H21ZM49 174H50V173H49ZM60 174H61V173H60ZM198 174H199V173H198ZM203 174H204V173H203ZM211 174H212V173H210V175H211ZM220 174H221V173H220ZM228 174H229V173H228ZM39 175H40V174H39ZM53 175H55V174L52 173V176H53ZM190 175H191V174H190ZM204 175H205V174H204ZM31 176H32V175H31ZM185 176H187V174H185ZM192 176H193V175H192ZM196 176H197V175H196ZM211 176H212V175H211ZM15 177H16V176H15ZM23 177H24V176H23ZM43 177H44V176H43ZM48 177L50 178V176H48ZM55 177H56V176H55ZM188 177H189V176H188ZM16 178H17V177H16ZM28 178H29V177H28ZM31 178H32V177H31ZM108 178H109V177H108ZM197 178H198V177H197ZM211 178H212V177H211ZM26 179H27V178H26ZM38 179H39V177H38ZM43 179H44V178H43ZM111 179H112V178H111ZM111 179H110V180H111ZM146 179H148V177L145 178V180H146ZM181 179H182V178H181ZM205 179H206V178H205ZM207 179H208V178H207ZM220 179H221V178H220ZM223 179H225V178H223ZM21 180H22V179H21ZM40 180H41V179H40ZM183 180H184V179H183ZM191 180H192V179H191ZM199 180H200V179H199ZM199 180H198V181H199ZM221 180H222V179H221ZM28 181H29V180H28ZM46 181H47V179H46ZM48 181H49V180H48ZM112 181H113V180H112ZM188 181H190V180L188 179ZM92 182H93V181H92ZM145 182H146V181H145ZM182 182H183V181H182ZM220 182H221V181H220ZM223 182H224V181H223ZM106 183H107V182H106ZM114 183H115V182H114ZM183 183H184V182H183ZM210 183H211V182H210ZM36 184H37V182H36ZM41 184L43 185L42 182H41ZM104 184H105V183H104ZM195 184H196V183H195ZM224 184H225V183H224ZM185 185H186V184H185ZM83 186H84V184H83ZM87 186H88V185H87ZM140 186H141V185H140ZM182 186H183V185H182ZM191 186H192V184H191ZM242 186H243V185H242ZM23 187H24V186H23ZM30 187H31V186H30ZM42 187H43V186H42ZM84 187H86V186H84ZM84 187H83V189H84ZM118 187H119V186H118ZM118 187H117V189H118ZM99 188H100V187H99ZM113 188H114V187H113ZM187 188H189V187H187ZM206 188H207V187H206ZM206 188H204V189H206ZM228 188H229V187H228ZM228 188H227V189H228ZM240 188H241V187H240ZM109 189H110V187H109ZM181 189H182V187H181ZM190 189H191V188H190ZM242 189H243V188H242ZM244 189H246V188H244ZM63 190H64V189H63ZM104 190H105V189H104ZM113 190H114V189H113ZM185 190H186V189H185ZM225 190H226V189H225ZM64 191H65V190H64ZM183 191H184V190H183ZM203 191H207V190H203ZM230 191H231V190H230ZM62 192H63V191H62ZM66 192H67V188H66ZM66 192H65V193H66ZM104 192H106V191H104ZM107 192H108V191H107ZM137 192H138V191H137ZM180 192H181V191H180ZM187 192H188V191H187ZM219 192H220V191H219ZM237 192H238V191H237ZM183 193H184V192H183ZM241 193H242V195H241V196L239 195L240 197L237 196L238 194L235 195L236 197H239V198H237V199H239V200H237L236 198L233 199V197H232V199H233L232 202H233V203H232V202H229V203H230V204H229V205H230V209L232 208V211H231V212L229 211L230 213L228 212L227 214H224V215H226V216L224 217V216H221V211H222V210L220 209V210H221V211H220V216H219V214H218V217H219V218L217 217V220H218V221L215 219V221H217V222H214V223H217V224H219V225H226L228 222H230V218H231V221H232L233 219H235V218L238 219V217H239V218H242V217L238 216L239 214H238V211H237L238 209L240 210V207H241V206H240V199L244 196V195H243V194H244L243 191L240 192L239 194H241ZM59 194H60V193H59ZM59 194H57V195H59ZM63 194H64V193H63ZM92 194H93V193H92ZM210 194H211V193H210ZM214 194H215V193H214ZM234 194H235V193H234ZM65 195H66V194H65ZM226 195H227V194H226ZM229 195H230V194H229ZM54 196H55V195H54ZM60 196H61V194H60ZM106 196H107V195H106ZM178 196H179V194H178ZM197 196H199V195H197ZM201 196H204V194H203V195L201 194ZM219 196H220V195H219ZM49 197H50V196H49ZM55 197L57 198V196H55ZM107 197H108V196H107ZM229 197H230V200H232V199H231V196H229ZM59 198L61 199V197H59ZM108 198H109V200H110V197H108ZM116 198H117V197H116ZM215 198H216V197H215ZM243 198H244V197H243ZM243 198H242V200H243ZM51 199H52V197H51ZM105 199H106V198H105ZM180 199H181V198H180ZM197 199H198V198H197ZM203 199H204V198H203ZM54 200H55V199H54ZM63 200H64V199H63ZM107 200H108V199H107ZM109 200H108V202H109ZM111 200H112V199H111ZM111 200H110V201H111ZM199 200H200V199H199ZM204 200H205V199H204ZM213 200H214V198H213ZM72 201H73V200H72ZM103 201H104V200H103ZM116 201H117V200H116ZM185 201H186V200H185ZM228 201H229V198H228V199L226 198V200L224 199L223 202H220V201H219L220 204H219L218 206L221 207V206L223 205V204H221V203H224V204H225V207H226V209H227V208L229 207V205H228ZM234 201H236V202L234 203ZM263 201H264V200H262V202H263ZM78 202H80V201H78ZM114 202H115V201H114ZM181 202H182V201H181ZM187 202H188V201H187ZM196 202H197V201H196ZM205 202H207V201H205ZM262 202H261L260 204H262ZM47 203H48V202H47ZM47 203H46V204H47ZM51 203H53V202H51ZM61 203H62V201H61ZM200 203H201V202H200ZM200 203L197 202L196 205H195V200H194V203H193L194 206L192 205V208H191L192 211H190V212H193L194 210H195V211L197 210V211H196L197 213H196L195 211H194V213H191L192 215L196 214V218H197V215H198L199 217H200V215L202 216V214H200L199 212H201V213L203 212V213H204L207 209L209 210V208H210V207L208 206V207L206 208V210H205V206L207 205V204H206V205L204 206V210H205V211H204V210L202 209L201 206H200L201 208L199 207V204H200ZM231 203H232V204H231ZM236 203L238 204L239 208H238V206L236 205ZM263 203H264V202H263ZM64 204H65L66 206H65V205H64L65 207L63 206V210L68 209V210H65V212L67 211V212L65 213V215H68V211H69V210H70V212H72V215H73V213H75V212L78 211V209H75V208H77L78 206H77V207H73V206H74L73 203H70V204H69V201H68L67 203H64ZM226 204H227V205H226ZM233 204H235L237 207H236L235 205H233ZM241 204H242V203H241ZM47 205H48V204H47ZM62 205H63V204H62ZM67 205H69V206L71 205V207L69 208V206L67 207ZM94 205H95V204H94ZM98 205H101V204H98V203H97V206H98ZM188 205H189V204H188ZM203 205H204V204H203ZM203 205H202V206H203ZM212 205H214V204H211V205H210L211 208H212V209L210 208V211H212V210L215 211V210H214V209H215V208H214L215 206L212 207ZM52 206H53V205H52ZM52 206H51V207H52ZM55 206H56V204H55ZM167 206H168V205H167ZM196 206L199 207V209H200L201 211L199 210V212H198V209H197ZM232 206H234V207H232ZM58 207H59V206H58ZM72 207H73V209H72ZM81 207H82V206H81ZM88 207H89V206H88ZM171 207H172V206H171ZM173 207H174V206H173ZM175 207H176V206H175ZM188 207H189V206H188ZM193 207L196 208V209H194ZM220 207H218V208H220ZM223 207H224V206H222L221 208L223 209ZM64 208H65V209H64ZM78 208H79V207H78ZM85 208H86V207H85ZM85 208H84V209H85ZM213 208H214V209H213ZM233 208H235V209H233ZM241 208H242V207H241ZM245 208H246V207H245ZM243 209H244V208H243ZM75 210H76V211H75ZM82 210H83V209H82ZM82 210H81V212H82ZM165 210H166V209H165ZM185 210H186V208H185ZM228 210H229V209H228ZM234 210H236V213H235ZM245 210H246V209H245ZM93 211H94V210H93ZM170 211H171V210H170ZM172 211H174V210H172ZM210 211H208V212H209V214L211 213V214H210V216H211V215H213V211H212V212H210ZM218 211H219V210H218ZM226 211H227V210H225V212H226ZM233 211H234V212H233ZM240 211L244 212V210H240ZM63 212H64V211H63ZM182 212H183V211H182ZM90 213H91V211H90ZM218 213H219V212H218ZM245 213H247V212H246V211L244 212V216L247 217L248 214L245 215ZM82 214H84V213H82ZM91 214H92V213H91ZM165 214H166V213H165ZM171 214H172V213H171ZM180 214H181V213H180ZM191 214H189V216H188L189 219H190V217H191ZM205 214H206V212L204 213V215H205ZM229 214H232V215H230V217H229V216H228ZM237 214H238V215H237ZM62 215H63V214H62ZM62 215H61V216H62ZM240 215L242 216L241 212H240ZM61 216H60V217H61ZM68 216H71V214L69 213ZM68 216H66V217H68ZM80 216H81V215H80ZM84 216H85V215H84ZM90 216H91V215H90ZM90 216H88V217H90ZM166 216H167V215H166ZM166 216H164V217H166ZM180 216H182V215H180ZM186 216H187V215H185L184 217H186ZM205 216H206V215H205ZM227 216H228V218H229V221H228ZM236 216H238V217H236ZM12 217H13V216H12ZM62 217H63V216H62ZM74 217H75V216H74ZM74 217H73V220H74ZM167 217H168V216H167ZM172 217H173V215H172ZM199 217H198V220L200 221V218H199ZM212 217H213V216H212ZM220 217H221V220H223V221H222V224H221ZM222 217H223L224 219H223ZM232 217H233V218H232ZM245 217H243V218H245ZM14 218H15V217H14ZM14 218H13V219H14ZM70 218H71V217H70ZM81 218H82V216H81ZM93 218H94V217H93ZM196 218H195L193 221L191 220L192 218H191L190 220H191L192 222H194V221H198ZM49 219H50V218H49ZM54 219H55V218H54ZM54 219H53V220H54ZM86 219H88V218H86ZM10 220H11V218H10ZM10 220H9V221H10ZM15 220H16V219H15ZM18 220H19V219H18ZM83 220H85V219H83ZM102 220H103V219H102ZM183 220H184V218H183ZM185 220H187V219H185ZM205 220H207V219H205ZM205 220H203V221H205ZM219 220H220V221H219ZM226 220H227V221H226ZM245 220H246V219H245ZM247 220H248V219H247ZM1 221H2V220H1ZM51 221H52V220H51ZM67 221H68V220H67ZM88 221H89V220H88ZM111 221H112V220H111ZM114 221H115V220H114ZM114 221H113V222H114ZM166 221H167V220H165V222H166ZM203 221H202V223H203ZM14 222H15V221H14ZM18 222H19V221H18ZM49 222H50V221H49ZM83 222H84V221H83ZM97 222H98V221H97ZM162 222H163V221H162ZM172 222H173V221H172ZM218 222H219V223H218ZM223 222H226V223L224 224ZM232 222H233V221H232ZM8 223H9V222H8ZM47 223H48V222H47ZM188 223H189V222H188ZM188 223H187V224H188ZM200 223H201V221H200ZM202 223L200 224V225H202L201 228L204 226L202 229H203V230H204V229L207 230V229L209 228L207 222H204V223H206L207 225L204 224V223L202 224ZM230 223H231V222H230ZM94 224H95V223H94ZM96 224H97V223H96ZM119 224H120V223H119ZM161 224H163V223H161ZM17 225H18V224H17ZM17 225L14 224V228H15V226H17ZM84 225H85V224H84ZM99 225H100V224H99ZM115 225H116V224H115ZM165 225H166V224H165ZM191 225H192V224H191ZM200 225H199V226H200ZM205 225H206V226H205ZM227 225H228V224H227ZM247 225H248V224H247ZM21 226H22V225H21ZM69 226H70V225H69ZM86 226H89V225H86ZM95 226H96V225H95ZM95 226H94V227H95ZM100 226H101V225H100ZM2 227H3V226H2ZM2 227H1V228H2ZM10 227H11V225H10ZM17 227H18V226H17ZM23 227H25V226H23ZM169 227H170V226H169ZM205 227H207V229H206ZM212 227H213V228H216V227H214V225H213ZM230 227H231V225H230ZM242 227H243V226H242ZM245 227H246V226H245ZM247 227H248V226H247ZM8 228H9V227H8ZM83 228H84V227H83ZM97 228H98V227H97ZM161 228H162V226H161ZM164 228H165V226H164ZM191 228H192V227H191ZM191 228H190V229H191ZM201 228H200V229H201ZM227 228H228V227H227ZM243 228H244V227H243ZM5 229H6V226H5ZM9 229H10V228H9ZM9 229L7 230L8 233H11V230H12V232H14V230H13L12 228H11V230H9ZM17 229H19V228H17ZM24 229H25V228H24ZM28 229H29V228H28ZM80 229H81V228H80ZM99 229H100V227H99ZM99 229H98V230H99ZM200 229H198V230H200ZM216 229H217V228H216ZM218 229H219V226H218ZM232 229H233V228H232ZM232 229H231V230H232ZM241 229H242V228H241ZM21 230H22V229H21ZM21 230H20V232H21ZM87 230H88V228H87ZM96 230H97V229H96ZM187 230H188V228H187ZM225 230H226V228H225ZM233 230H234V229H233ZM243 230H244V229H243ZM250 230H251V229H250ZM2 231H3V230H2ZM68 231H70V230H68ZM73 231H74V230H73ZM222 231H223V230H222ZM226 231H227V230H226ZM244 231H245V230H244ZM3 232L5 233V231H3ZM84 232H85V231H84ZM89 232H91V231H89ZM92 232H93V231H92ZM159 232H160V231H159ZM184 232H185V231H184ZM190 232H191V231H190ZM192 232H193V231H192ZM192 232H191V233H192ZM201 232H203V231H201ZM8 233H7V234H8ZM14 233H15V232H14ZM26 233H27V232H26ZM156 233H158V231H157ZM156 233H155V235H156ZM191 233H190V235H191ZM203 233H204V232H203ZM221 233H222V232H221ZM225 233H226V232H225ZM231 233H233V232H231ZM247 233H248V232H247ZM24 234H25V233H24ZM89 234H90V233H89ZM160 234H161V233H160ZM185 234H186V233H185ZM205 234H206V233H205ZM223 234H224V233H223ZM248 234H249V233H248ZM2 235H3V234H2ZM18 235H19V233H18ZM80 235H81V234H80ZM80 235H78V236H80ZM85 235H86V234H85ZM95 235H96V234H95ZM193 235H194V234H193ZM251 235H252V234H251ZM9 236H10V235H9ZM72 236H73V235H71V237H72ZM88 236H89V235H88ZM88 236H87V237H88ZM178 236H179V235H178ZM196 236H197V235H196ZM225 236H226V235H225ZM225 236H224V239L226 238ZM232 236H233V235H232ZM6 237H7V236H6ZM154 237H156V236H154ZM154 237H153V240H154ZM160 237H161V236H160ZM189 237H190V236H189ZM192 237H193V236H192ZM192 237H191V238H192ZM217 237H218V236H217ZM237 237H238V236H237ZM47 238H48V236H47ZM51 238H52V237H51ZM76 238H77V237H76ZM118 238H119V237H118ZM144 238H145V237H144ZM144 238H142V239H144ZM156 238H157V240H158V239H159V236L156 237ZM180 238H181V236H180ZM229 238H230V236H228V237L226 238V240L229 239ZM247 238H249V237H247ZM49 239H50V238H49ZM52 239H53V238H52ZM52 239H51V240H52ZM199 239H201V238L199 237ZM199 239H198V240H199ZM224 239H223L222 241H224ZM242 239H243V237H242ZM2 240H4V239H2ZM115 240H116V239H115ZM115 240L113 239V241H115ZM118 240H119V239H118ZM155 240H156V239H155ZM155 240H154V241H155ZM176 240H177V239H176ZM202 240H205V239L202 238ZM215 240H216V239H215ZM226 240L224 241L225 244H224V245H223V244L221 245V246H223V247L220 246L221 248L219 247L218 250L215 248V246H216L217 248H218V246H217V245H214L213 243H212V247H213V248H211V246L209 247V250H210V251H209V250L207 251V248H206V250L203 248V250H204L205 252L207 251V252L211 253V255H212V253H213L212 250L214 249L215 251H214V253H213V256H214V255L216 256V254H217L216 252L222 250L220 253L218 252V258L220 257V258L222 259V257H223L224 255H226V253L230 250V247L232 248V246H229V245H228L229 248H228V247H225V245L229 244V243H228L229 240H227V241H226ZM234 240H235V239H234ZM246 240H247V239H246ZM6 241H8V240H6ZM47 241H48V240H47ZM95 241H96V240H95ZM143 241H144V240H143ZM196 241H197V240H196ZM216 241H217V240H216ZM231 241H232V239H231ZM250 241H251V239H250ZM8 242H9V241H8ZM50 242H51V241H50ZM115 242H116V241H115ZM118 242H120V241H118ZM123 242H124V241H123ZM147 242H148V241H147ZM155 242H156V241H155ZM232 242H233V241H232ZM246 242H247V241H246ZM248 242H249V239H248ZM93 243H94V242H93ZM100 243H101V242H100ZM201 243H202V242H201ZM203 243H204V242H203ZM239 243H240V242H239ZM4 244H5V243H4ZM8 244H9V243H8ZM193 244H194V243H193ZM230 244H231V242H230ZM234 244H235V243H234ZM1 245H2V244H1ZM109 245H110V243H109ZM148 245H149V244H148ZM239 245H240V244H239ZM248 245H249V244H248ZM3 246H4V245L0 246V248H1V249H0V264H12L11 261H10V258H11L10 254H12L13 246H12V250L10 251L11 253L9 252V254H6V253L8 252V251H6V250H8V249L10 250V247H11V246H10L9 248H7V249H6V247H8V245H7L5 248H4ZM104 246H105V245H104ZM115 246H116V245H115ZM117 246H118V245H117ZM151 246H152V245H151ZM201 246H202V245H201ZM241 246H242V245H241ZM118 247H119V246H118ZM142 247H144V246H142ZM149 247H150V246H149ZM203 247H204V246H203ZM237 247H238V246H237ZM244 247H245V246H244ZM248 247H249V246H248ZM2 248H3V249H2ZM91 248H92V246H91ZM107 248H108V247H107ZM111 248H112V246H111ZM140 248H141V247H140ZM201 248H202V247H201ZM225 248H226V249L228 248V250H226ZM4 249H6V250H5L6 252L4 251ZM83 249H84V248H83ZM97 249H98V248H97ZM99 249H100V248H99ZM119 249H120V247H119ZM121 249H122V248H121ZM152 249H153V248H152ZM223 249H225V250L223 251ZM261 249H262V248H261ZM114 250H115V249H114ZM147 250H148V248H147ZM147 250H146V252L148 253L149 250H148V251H147ZM203 250H202V251H203ZM232 250H233V249H232ZM236 250H237V248H236ZM236 250H235V251H236ZM2 251H4V253H3ZM99 251H100V250H99ZM106 251H107V250H106ZM112 251H113V250H112ZM195 251H196V250H195ZM204 251H203V252H204ZM226 251H227V252H226ZM233 251H234V250H233ZM258 251H259V250H258ZM85 252H86V251H85ZM109 252H110V251H109ZM153 252H154V251H153ZM192 252H193V251H192ZM223 252H224V255L222 254ZM225 252H226V253H225ZM42 253H43V252H42ZM80 253H81V251H80ZM99 253H100V252H99ZM140 253H141V252H140ZM140 253H139V255H140ZM193 253H194V252H193ZM193 253H192V255H193ZM197 253H198V252H197ZM215 253H216V254H215ZM231 253H233V252H231ZM14 254H15V253H13L12 257H13V256H16V255H14ZM92 254H93V253H92ZM151 254H153V253H151ZM200 254H202V253H200ZM219 254H220L221 256H220ZM227 254H228V253H227ZM235 254H236V253H235ZM4 255H5V256H4ZM42 255H43V254H42ZM154 255H155V253H154ZM204 255L206 256L207 254L205 253ZM38 256H39V255H38ZM140 256H141V255H140ZM198 256H199V255H198ZM208 256H209V258H210V255H208ZM230 256H233V255L230 254ZM154 257H155V256H154ZM211 257H212V256H211ZM40 258H42V257H40ZM145 258H146V257H145ZM213 258H214V257H213ZM220 258H219V259H220ZM226 258L228 259V255H227ZM13 259H14V257H13ZM203 259H204V258H203ZM219 259H217V260H218L219 262L221 261V263H222L223 260H224V257H223L222 260H219ZM11 260H12V259H11ZM43 260H44V259H43ZM43 260H41L42 263H44ZM201 260H202V259H201ZM208 260H210V259H208ZM217 260H216V261L213 260L214 263H213V261H212V263H211V261H210V263H211V264H215L216 262H218ZM13 261H14V260H13ZM13 261H12V262H13ZM38 261H39V259H38ZM141 261H142V260H141ZM204 261H205V260H204ZM226 261H227V260H226ZM15 262H17V261L15 260ZM19 262H20V261H19ZM158 262H159V260H158ZM205 262H207V261H205ZM219 262H218V263H219ZM42 263H41V264H42ZM46 263L48 264V262H46ZM199 263H200V262H199ZM218 263H217V264H218ZM224 263H225V262H224ZM44 264H45V263H44ZM208 264H209V263H208ZM219 264H220V263H219ZM222 264H223V263H222ZM225 264H226V263H225Z\"/></svg>",
  "mask_w": 264,
  "mask_h": 264
}]
</instances>
